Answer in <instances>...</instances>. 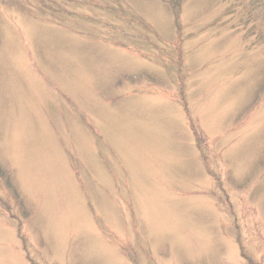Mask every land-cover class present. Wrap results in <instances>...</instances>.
I'll return each instance as SVG.
<instances>
[{"label":"rangeland","instance_id":"obj_1","mask_svg":"<svg viewBox=\"0 0 264 264\" xmlns=\"http://www.w3.org/2000/svg\"><path fill=\"white\" fill-rule=\"evenodd\" d=\"M0 264H264V0H0Z\"/></svg>","mask_w":264,"mask_h":264}]
</instances>
